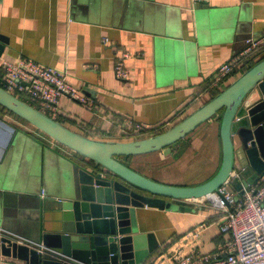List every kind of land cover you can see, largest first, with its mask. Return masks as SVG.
<instances>
[{"label":"crops","instance_id":"obj_1","mask_svg":"<svg viewBox=\"0 0 264 264\" xmlns=\"http://www.w3.org/2000/svg\"><path fill=\"white\" fill-rule=\"evenodd\" d=\"M262 33L264 0H0V34L8 38L0 60L25 55L66 72L91 102L62 96L57 119L99 139L129 140L169 128L212 97L215 89L207 79L248 38ZM124 51L130 52L129 79L114 71ZM129 120L146 130L134 131ZM220 120L217 114L175 144L124 162L166 183L205 182L221 164ZM45 135L0 111V227L5 233L29 239L53 225L45 203L66 198L74 163L93 166ZM178 202L190 210L136 209L139 230L154 233L159 242L141 264H154L202 222L207 224L203 253L214 252L223 241L216 210L202 198ZM0 264L25 262L1 256Z\"/></svg>","mask_w":264,"mask_h":264},{"label":"water","instance_id":"obj_2","mask_svg":"<svg viewBox=\"0 0 264 264\" xmlns=\"http://www.w3.org/2000/svg\"><path fill=\"white\" fill-rule=\"evenodd\" d=\"M5 43L8 38L0 34V57ZM0 105L93 163L91 170L74 163L75 179L66 198L51 204L45 200V210L51 209L56 220L53 225L37 229L29 239L17 236L22 241L0 227V257L25 264H141L159 242L154 233L139 230L137 208L190 210L178 201L202 198L225 183L242 192L264 171V57L198 109L147 137L87 136L2 86ZM220 113L221 164L205 182H162L123 160L171 146Z\"/></svg>","mask_w":264,"mask_h":264},{"label":"built area","instance_id":"obj_3","mask_svg":"<svg viewBox=\"0 0 264 264\" xmlns=\"http://www.w3.org/2000/svg\"><path fill=\"white\" fill-rule=\"evenodd\" d=\"M263 50L264 33L248 38L244 47L207 79L210 86L220 89L232 76L240 75L248 62L257 60ZM129 57L130 52L124 51L116 59L114 71L120 79L131 76L126 66ZM0 86L56 119L62 96L82 104L91 102L80 87L68 80L66 72L25 55L16 60H0ZM129 121L134 131L146 130L143 124ZM202 200L220 214L218 228L224 236L223 241L214 252L203 253L201 245L207 224L202 222L171 243L154 264H264V171L249 186H243L242 192L225 183ZM13 237L22 241V238Z\"/></svg>","mask_w":264,"mask_h":264},{"label":"trees","instance_id":"obj_4","mask_svg":"<svg viewBox=\"0 0 264 264\" xmlns=\"http://www.w3.org/2000/svg\"><path fill=\"white\" fill-rule=\"evenodd\" d=\"M264 57V50L262 51V53H261V55L259 56V58L257 59V60H259V59H261V58H263ZM257 60H252V61H250V62H248L243 68H242V70L243 71H245L247 68H249L250 66H252ZM242 71V72H243ZM222 89L220 88H217V89H215L214 91H213V94H212V97L214 96V95H216L217 93H219L220 91H221ZM211 97V98H212ZM210 98V99H211ZM0 111L2 112V111H8L6 108H4L3 106H1L0 105ZM220 115H221V113H220ZM180 121V120H179ZM178 122V121H177ZM176 122V123H177ZM175 124V123H174ZM146 134V133H145ZM140 136H142V135H140ZM138 138V137H137ZM132 156H124L123 157V160L124 159H129V158H131Z\"/></svg>","mask_w":264,"mask_h":264},{"label":"rangeland","instance_id":"obj_5","mask_svg":"<svg viewBox=\"0 0 264 264\" xmlns=\"http://www.w3.org/2000/svg\"><path fill=\"white\" fill-rule=\"evenodd\" d=\"M238 76H239V74H238ZM238 76H237V77H238ZM232 77L234 78V77H236V76L234 75V76H232ZM233 78H232V79H233ZM227 84H228V83L226 82V84H223L222 87L225 88V87L227 86ZM30 126H31V125H30ZM150 135H153V134H142V136H138V137H147V136H150ZM45 136H46V135H45ZM206 170H207V169H205V171H206Z\"/></svg>","mask_w":264,"mask_h":264}]
</instances>
